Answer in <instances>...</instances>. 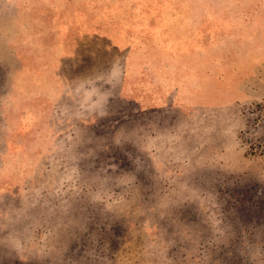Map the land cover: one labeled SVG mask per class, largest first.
Here are the masks:
<instances>
[{
    "label": "rangeland",
    "instance_id": "1",
    "mask_svg": "<svg viewBox=\"0 0 264 264\" xmlns=\"http://www.w3.org/2000/svg\"><path fill=\"white\" fill-rule=\"evenodd\" d=\"M0 264H264V0H0Z\"/></svg>",
    "mask_w": 264,
    "mask_h": 264
}]
</instances>
